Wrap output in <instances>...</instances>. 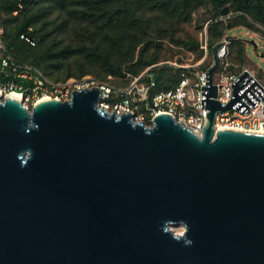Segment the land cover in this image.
Returning <instances> with one entry per match:
<instances>
[{"label": "water", "instance_id": "1", "mask_svg": "<svg viewBox=\"0 0 264 264\" xmlns=\"http://www.w3.org/2000/svg\"><path fill=\"white\" fill-rule=\"evenodd\" d=\"M11 94L0 92V264H264V133L215 130L230 105L207 98L198 134L165 112L148 126L102 107L99 86L30 108Z\"/></svg>", "mask_w": 264, "mask_h": 264}, {"label": "built area", "instance_id": "2", "mask_svg": "<svg viewBox=\"0 0 264 264\" xmlns=\"http://www.w3.org/2000/svg\"><path fill=\"white\" fill-rule=\"evenodd\" d=\"M228 31L225 30L217 41L221 43L217 49L220 62L212 72L211 80V84L216 87V94L207 96L210 87L207 69L213 64L207 32L199 39L198 47L202 55L195 62L164 61L153 64L124 87H111L89 77L82 78L76 81L81 83L70 90L67 83L52 82L38 68L16 62L7 53L0 26V92L19 94L25 104H32L42 96L52 98L55 95L59 99H68L74 89L99 86L103 90L102 107L109 109L110 103L105 99L112 95L114 102L111 110L118 114L129 112L134 121L143 122L146 115L152 118L165 112L198 134H201L205 125V113L209 112L205 105L208 98L217 101L223 108L230 105L216 112L213 123L215 130L223 128L264 133V76L245 67L230 69L227 59L230 45ZM21 38L29 41L24 35ZM164 65L180 71L179 80L169 89L150 93L157 79V76L154 79L151 69Z\"/></svg>", "mask_w": 264, "mask_h": 264}, {"label": "trees", "instance_id": "3", "mask_svg": "<svg viewBox=\"0 0 264 264\" xmlns=\"http://www.w3.org/2000/svg\"><path fill=\"white\" fill-rule=\"evenodd\" d=\"M136 2L137 7L149 4L150 9H158L170 15L182 17L190 14L202 4L203 0H136ZM211 2L213 19L208 23L209 47L220 39L217 37L222 32L219 24L221 21L215 20L220 18L219 11L226 4L232 6V13L237 16L227 25L228 28L240 25L249 28L252 23H258L264 27V0H212ZM44 4H48L52 9L66 11L74 19L91 20L100 29H105V36L112 40L119 51L118 57H114L109 52L97 47L89 50L69 47L40 49L39 46L44 42L45 36L34 27L46 17V12L35 10ZM0 26L3 29L2 41L7 53L18 63L38 68L47 78L50 77L51 69L58 70L61 68L63 60L76 54H82L89 63L99 65L105 76L124 77L125 72H130L132 76L125 77V80L120 81L121 83L108 84L111 87H124L129 84L133 77L141 74L144 68L155 63L159 58V55L145 54L150 48L148 44L138 51L136 59L133 53L130 52L128 55L127 50L122 51L123 42L118 27L122 31L137 26L146 28L144 18L136 12V7H133L129 0H0ZM21 35L28 37L29 41L21 38ZM128 43L129 41L125 44ZM140 43L142 40L132 41V48L135 49ZM192 44L193 48H198L197 41H193ZM232 44L237 45L238 51L235 58L233 57V61L242 62L244 47L236 41H232ZM201 55V51L198 52L197 58H200ZM209 59L210 57L208 62ZM151 71L157 76V79L155 87L150 93L171 88L180 77V71L165 65L156 66ZM83 74L84 72L81 71L75 78L80 79L84 76ZM48 79L52 82L66 80V78L52 79L51 77ZM105 100L111 105L114 102L112 95H109ZM148 118H150L149 115H146L144 124L149 121Z\"/></svg>", "mask_w": 264, "mask_h": 264}, {"label": "rangeland", "instance_id": "4", "mask_svg": "<svg viewBox=\"0 0 264 264\" xmlns=\"http://www.w3.org/2000/svg\"><path fill=\"white\" fill-rule=\"evenodd\" d=\"M129 1L133 7H136V12L144 18L146 28L143 29L137 26L133 29L122 31L118 27L117 29L121 31L120 36L123 42L122 51L127 50L128 55L130 52L133 53L136 59L138 51L148 44L150 48L145 54L159 55V58L153 64L164 61L190 63L198 60L197 53L200 50L199 47L197 49L193 48L192 42L197 41L199 46L200 37L205 32L208 34L207 23L213 19L212 0H203L202 4L190 14L182 17L170 15L162 10L150 9L149 4L137 7L136 0ZM224 6L228 8L227 13L222 16L219 11L220 18L215 21H221L219 24L222 32L217 39L222 37L225 30H229L228 35L230 36L231 44L228 48L227 59L230 63V69L245 67L254 70L260 76H264V27L258 23H252L249 28L242 25L228 28L227 25L237 16L232 13L230 4ZM35 11L46 12V17L34 27L39 29L40 34L45 36L44 42L39 46L40 49L69 47L89 50L97 47L109 52L114 57H118L119 51L112 43V40L105 36V29H100L93 21L74 19L66 11L52 9L48 4L36 8ZM137 40H142V43L133 49L132 41L135 42ZM250 40L256 43L257 47L255 49L249 43ZM128 41L129 43L125 44ZM232 41L239 42L244 47L242 62L233 61V57L235 58L238 51L237 45H233ZM81 71L84 72V76L80 79L87 77L94 79L93 77H95L97 79H94L96 82L105 85L121 83L120 81L125 80V77L132 76L130 72H125L124 77L105 76L99 65L89 63L87 59L83 58L82 54H76L63 60L61 68L58 70L51 69L49 76L52 79L66 78L65 81L56 83H67L71 90L81 83L76 82L80 79L75 78ZM101 101L102 99H100ZM26 105L29 108L31 107V103ZM112 108L113 106L110 104L109 110ZM148 120L146 125L149 126L151 125V118H148ZM170 228L176 233H180L184 229L181 224L171 225Z\"/></svg>", "mask_w": 264, "mask_h": 264}, {"label": "clouds", "instance_id": "5", "mask_svg": "<svg viewBox=\"0 0 264 264\" xmlns=\"http://www.w3.org/2000/svg\"><path fill=\"white\" fill-rule=\"evenodd\" d=\"M27 156H28V157L31 156V151H30V150L28 151ZM20 158H21V160H22V165H21V166H25L26 163H27V160L24 159L23 157H20ZM184 231H186V229H182L181 232L177 234V237H176V238L179 239L180 235H182ZM186 243H189V244H190L191 241H186Z\"/></svg>", "mask_w": 264, "mask_h": 264}, {"label": "bare ground", "instance_id": "6", "mask_svg": "<svg viewBox=\"0 0 264 264\" xmlns=\"http://www.w3.org/2000/svg\"><path fill=\"white\" fill-rule=\"evenodd\" d=\"M11 95H13V96H15L16 98H18V99L21 100V96H20L19 94L13 93V94H11ZM219 129H223V128H219Z\"/></svg>", "mask_w": 264, "mask_h": 264}]
</instances>
